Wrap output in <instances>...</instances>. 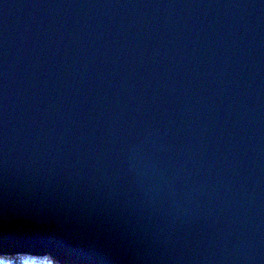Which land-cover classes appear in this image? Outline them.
I'll return each instance as SVG.
<instances>
[{
	"label": "water",
	"instance_id": "95a60500",
	"mask_svg": "<svg viewBox=\"0 0 264 264\" xmlns=\"http://www.w3.org/2000/svg\"><path fill=\"white\" fill-rule=\"evenodd\" d=\"M0 253L264 264V0H0Z\"/></svg>",
	"mask_w": 264,
	"mask_h": 264
},
{
	"label": "clouds",
	"instance_id": "9594fccd",
	"mask_svg": "<svg viewBox=\"0 0 264 264\" xmlns=\"http://www.w3.org/2000/svg\"><path fill=\"white\" fill-rule=\"evenodd\" d=\"M14 257L21 258L20 260H13V264H22L23 258H31L33 260H40L42 264H58L57 260L51 254H43V255H33L30 253H15V254H6L3 256L4 259L10 260Z\"/></svg>",
	"mask_w": 264,
	"mask_h": 264
},
{
	"label": "trees",
	"instance_id": "16d2710c",
	"mask_svg": "<svg viewBox=\"0 0 264 264\" xmlns=\"http://www.w3.org/2000/svg\"><path fill=\"white\" fill-rule=\"evenodd\" d=\"M5 256L3 253H0V260ZM21 258H18L20 260ZM22 264H42L40 260H33L31 258H23Z\"/></svg>",
	"mask_w": 264,
	"mask_h": 264
},
{
	"label": "rangeland",
	"instance_id": "374dc122",
	"mask_svg": "<svg viewBox=\"0 0 264 264\" xmlns=\"http://www.w3.org/2000/svg\"><path fill=\"white\" fill-rule=\"evenodd\" d=\"M3 254L6 255V254H9V253H3ZM13 260H18V257H14V258H12L10 260H6V259L2 258L0 260V264H13V262H12ZM58 264H61V263L58 262Z\"/></svg>",
	"mask_w": 264,
	"mask_h": 264
}]
</instances>
